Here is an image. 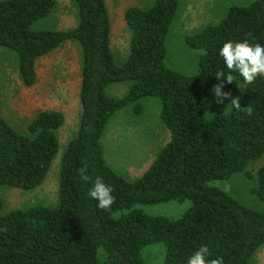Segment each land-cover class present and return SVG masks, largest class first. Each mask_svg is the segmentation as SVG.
I'll return each mask as SVG.
<instances>
[{"label":"trees","instance_id":"1","mask_svg":"<svg viewBox=\"0 0 264 264\" xmlns=\"http://www.w3.org/2000/svg\"><path fill=\"white\" fill-rule=\"evenodd\" d=\"M77 26L69 31L31 29L49 18L57 0H0V47L18 58L22 84L36 82L35 62L66 42L78 44L82 82L77 131L60 154L57 203L4 213L0 196V264H145L142 251L164 248L163 264H186L201 245L209 261L250 264L264 245V215L246 208L213 181L243 173L255 181L251 193L264 203V78L246 85L238 73L222 92L233 96L244 86L241 107L206 119L209 90L220 83L217 71L228 69L219 55L225 42L247 40L264 45V0L231 6L215 25L186 37L201 51L196 75L178 73L165 64V41L179 0H155L149 9L127 8L129 52L117 64L110 46L111 22L105 0H72ZM131 83L122 98L107 95L108 86ZM160 103L159 119L169 140L136 180L117 175L104 156L103 138L110 120L131 107L141 115L143 99ZM63 114L43 111L16 131L0 117V187L34 191L42 186L60 152L58 131ZM91 177L81 180V173ZM114 188L108 210L88 196L95 178ZM191 203L178 219L152 217L135 209L170 202ZM116 214H118L116 216Z\"/></svg>","mask_w":264,"mask_h":264},{"label":"rangeland","instance_id":"2","mask_svg":"<svg viewBox=\"0 0 264 264\" xmlns=\"http://www.w3.org/2000/svg\"><path fill=\"white\" fill-rule=\"evenodd\" d=\"M136 1L105 0L112 25L110 46L117 64L123 63L127 57L131 37L130 30L123 19V13ZM154 1H141V8H150ZM252 1L255 0H179L176 19L172 22L165 41V64L167 67L183 75H196L202 52L189 48L186 44V37L202 31L207 26L217 24L225 16L229 7L247 6ZM68 6L69 0H60L61 9ZM66 17L68 16L66 15ZM52 28H54L52 15L45 20L35 22L31 27L34 31ZM75 58L76 49L65 45L37 63V71L41 74L38 86L39 91L43 89L45 92V109L60 111L65 117V123L58 131L60 152L53 161L45 181L38 189L27 192L0 187V196L5 201L4 213L38 205L50 207L57 203L59 156L77 131L79 104L70 94L71 86L74 84L72 79L74 71L71 65L64 67L67 59ZM17 68V55L9 49L0 47V117L4 111V103L9 99L6 94L9 89L6 87L8 80L13 76L19 79ZM68 79L71 82L69 84ZM130 86L131 83L127 82L111 84L106 93L113 98H122ZM214 87L209 90L207 96L209 109L206 119L208 121L218 114H227L232 110V108L226 109L231 98H218ZM36 89L38 88L34 87L29 90L31 95L35 96ZM243 93L244 86L240 85L239 90L232 97H239L241 102ZM65 94H69V96ZM217 99H222L223 104H217ZM140 103L143 106V112L140 116L135 115L131 107L118 112L110 120L102 140L104 156L108 165L117 175L127 181L138 179L147 170L157 151L169 140V134L159 119V101L148 98L141 100ZM6 121L16 131L20 133L26 131L25 126L19 128L14 123ZM250 165V170L263 166L264 157ZM209 185L222 190L242 206L264 215V203L251 193L255 181L247 179L243 173L236 174L226 181H213ZM190 205L189 201L183 203L170 202L153 206L141 205L135 209L152 217L178 219L189 209ZM142 258L145 264H163V246L152 244L145 247L142 251ZM250 264H264V245L256 252Z\"/></svg>","mask_w":264,"mask_h":264},{"label":"clouds","instance_id":"3","mask_svg":"<svg viewBox=\"0 0 264 264\" xmlns=\"http://www.w3.org/2000/svg\"><path fill=\"white\" fill-rule=\"evenodd\" d=\"M219 55L223 58L226 68L229 70L226 74L223 70L217 71L215 77L220 81L214 87L216 96L231 98V102L226 106V109L232 108L236 111H244L249 116L254 112V109L247 105L241 107L240 98L232 97L230 92H221L225 81L232 84L234 76L232 73H238L246 85L253 84L256 79L264 78V45L259 43L251 44L247 40L244 41H228L219 49ZM217 104H223L222 99L216 100ZM225 109V110H226ZM81 180L89 182L91 177L85 172L81 173ZM114 188L104 183L99 176L95 178L93 187L89 190L88 196L97 201V207L102 210H108L115 203V196L112 195ZM210 255L209 247L201 245L194 253H192L186 264H224L222 258L209 261L207 257Z\"/></svg>","mask_w":264,"mask_h":264},{"label":"crops","instance_id":"4","mask_svg":"<svg viewBox=\"0 0 264 264\" xmlns=\"http://www.w3.org/2000/svg\"><path fill=\"white\" fill-rule=\"evenodd\" d=\"M141 1H143V0H137L135 2V4L130 6V7H136V8L143 9V8H141ZM68 7L65 9H61L60 8V0H57V6L52 13V20L54 22V28L46 29V30L69 31V30L74 29L77 26V12H76L75 6L73 5L72 0H69V6ZM130 7H128V8H130ZM66 15L68 17H66ZM123 19H124V13H123ZM111 28H112V25H111ZM110 37H111V32H110ZM65 45L68 47H73L74 49H76V58L75 59H67L68 61L66 62V65L64 67L71 65L72 69L74 71L73 77H72L74 84L71 86L72 91L70 94H71L72 98L76 99V101L79 104L78 105V107H79L78 120H79V117L81 114V106H80V101H79V91H80V86H81V82H82L80 48H79L78 44L73 43V42H66L61 47L65 46ZM58 49H56L55 51H57ZM50 54H48V55H50ZM48 55L38 59L35 62L36 82L33 86H31V87L24 86L22 84V82L19 80L20 78L19 79L17 77L14 78V76L9 78V80H8V85L6 87L9 89H8L6 94H7V97L9 99H8V101H6L4 103V111H3L1 117L3 119L8 120L11 123H14L19 128H24V126L26 127V125L39 112L55 111V110L45 109V107H44L45 92L43 91V89H41V91H39V86H38L39 85L38 84L39 79H41V74L39 71H37V63L41 59L48 57ZM70 80H71V77H70ZM70 80L68 81V84L71 83ZM34 87L38 88V89H36L35 96L31 95V93L29 92V90L31 88H34ZM65 95L69 96V94H65ZM55 112H59V113L63 114L60 111H55ZM29 113H31V114H29ZM64 120H65V117H64Z\"/></svg>","mask_w":264,"mask_h":264}]
</instances>
